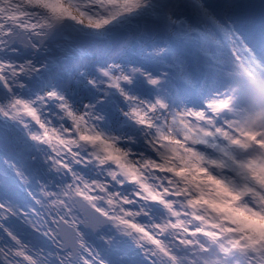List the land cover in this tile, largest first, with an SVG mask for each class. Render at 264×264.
<instances>
[{
  "label": "snow or ice",
  "instance_id": "6c2138e0",
  "mask_svg": "<svg viewBox=\"0 0 264 264\" xmlns=\"http://www.w3.org/2000/svg\"><path fill=\"white\" fill-rule=\"evenodd\" d=\"M255 92L264 0H0V264H264Z\"/></svg>",
  "mask_w": 264,
  "mask_h": 264
}]
</instances>
